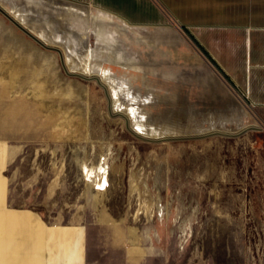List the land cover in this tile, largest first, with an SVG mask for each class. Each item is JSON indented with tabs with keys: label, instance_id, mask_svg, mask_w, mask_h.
Returning a JSON list of instances; mask_svg holds the SVG:
<instances>
[{
	"label": "rangeland",
	"instance_id": "374dc122",
	"mask_svg": "<svg viewBox=\"0 0 264 264\" xmlns=\"http://www.w3.org/2000/svg\"><path fill=\"white\" fill-rule=\"evenodd\" d=\"M4 2L57 49L0 11V264H56L82 222H174L183 262L264 264V110L187 29L103 41L92 4Z\"/></svg>",
	"mask_w": 264,
	"mask_h": 264
},
{
	"label": "crops",
	"instance_id": "0c3cea01",
	"mask_svg": "<svg viewBox=\"0 0 264 264\" xmlns=\"http://www.w3.org/2000/svg\"><path fill=\"white\" fill-rule=\"evenodd\" d=\"M4 1L0 5L18 20ZM64 1L74 5L71 9L78 4L97 7L103 41L107 32L126 22L181 25L245 98L264 110V0ZM80 12L84 18L94 15ZM108 26L113 29H105ZM62 228L74 233L60 236L68 244L62 247L56 264H205L183 262L187 238L174 222H82Z\"/></svg>",
	"mask_w": 264,
	"mask_h": 264
},
{
	"label": "water",
	"instance_id": "95a60500",
	"mask_svg": "<svg viewBox=\"0 0 264 264\" xmlns=\"http://www.w3.org/2000/svg\"><path fill=\"white\" fill-rule=\"evenodd\" d=\"M0 11L5 14L9 19H11L18 27H20L22 30H24L27 34H29L32 38H34L36 41H38L40 44H42L45 47L51 48V49H57L53 46H50L46 44L42 39H40L36 34H34L30 29L26 28L24 25H22L18 20H16L2 5H0ZM59 50V49H58ZM61 52V50H59ZM67 72L75 75H81L78 73H72L67 70ZM84 76V75H81ZM86 77V76H84Z\"/></svg>",
	"mask_w": 264,
	"mask_h": 264
},
{
	"label": "bare ground",
	"instance_id": "6f19581e",
	"mask_svg": "<svg viewBox=\"0 0 264 264\" xmlns=\"http://www.w3.org/2000/svg\"><path fill=\"white\" fill-rule=\"evenodd\" d=\"M44 36V35H43ZM54 38V37H53ZM47 40V39H46ZM91 173H92V171H91ZM95 176V175H94ZM15 217V218H17V219H25L28 215L27 214H25V213H13L12 214V217Z\"/></svg>",
	"mask_w": 264,
	"mask_h": 264
},
{
	"label": "trees",
	"instance_id": "16d2710c",
	"mask_svg": "<svg viewBox=\"0 0 264 264\" xmlns=\"http://www.w3.org/2000/svg\"><path fill=\"white\" fill-rule=\"evenodd\" d=\"M201 48L204 50V52L210 57V59L214 62V64L218 67V68H220L219 66H218V64L215 62V60L210 56V54L201 46Z\"/></svg>",
	"mask_w": 264,
	"mask_h": 264
}]
</instances>
